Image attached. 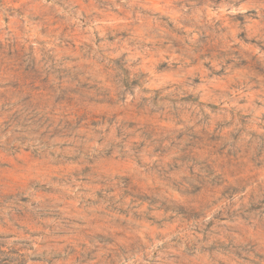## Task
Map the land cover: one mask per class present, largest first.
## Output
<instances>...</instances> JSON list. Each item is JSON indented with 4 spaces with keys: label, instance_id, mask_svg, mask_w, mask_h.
<instances>
[{
    "label": "rangeland",
    "instance_id": "374dc122",
    "mask_svg": "<svg viewBox=\"0 0 264 264\" xmlns=\"http://www.w3.org/2000/svg\"><path fill=\"white\" fill-rule=\"evenodd\" d=\"M0 264H264V0H0Z\"/></svg>",
    "mask_w": 264,
    "mask_h": 264
}]
</instances>
